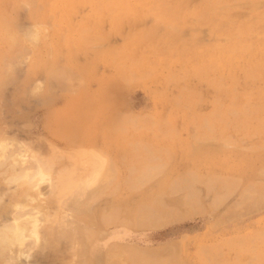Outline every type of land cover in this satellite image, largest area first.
Segmentation results:
<instances>
[{"label":"rangeland","instance_id":"rangeland-1","mask_svg":"<svg viewBox=\"0 0 264 264\" xmlns=\"http://www.w3.org/2000/svg\"><path fill=\"white\" fill-rule=\"evenodd\" d=\"M0 164V264H264V0H0Z\"/></svg>","mask_w":264,"mask_h":264},{"label":"bare ground","instance_id":"bare-ground-1","mask_svg":"<svg viewBox=\"0 0 264 264\" xmlns=\"http://www.w3.org/2000/svg\"><path fill=\"white\" fill-rule=\"evenodd\" d=\"M127 2H128V0H127ZM248 2H249V1H248ZM261 3H263V1H262ZM261 3L258 2V6H259V4H261ZM242 4H243V3H242ZM246 4H247V1H246ZM237 5H238V4H237ZM237 5H236V6H237ZM243 5H244V4H243ZM249 5H250V3H249ZM255 5H257V4L255 3ZM240 6H241V4H240ZM245 6H247V5H245ZM231 7H232V6H231ZM247 7H248V6H247ZM257 8H258V7H257ZM242 16H243V15H242ZM161 24H162V23H161ZM177 30H178V29H177ZM16 57H17V56H16ZM12 59H13V58H12ZM18 59H19V58H18ZM13 60H14V59H13ZM13 60H12V61H13ZM3 63H4V62H3ZM3 65H4V64H3ZM11 65H12V64H11ZM6 66H7V65H6ZM11 67H12V66H11ZM16 67H17V65H16ZM4 70H5V69H4ZM244 112H245V111H244ZM254 112H255V110L253 109V113H254ZM251 113H252V112H248V115H251ZM253 113H252V114H253ZM10 153H11V152H10ZM7 156L10 157V156H13V155H12V154H11V155L8 154ZM10 158H11V157H10ZM7 160H8V159H7ZM38 162H39V161H38ZM18 164H19V163H18ZM0 165H1V164H0ZM3 165H4V164H3ZM3 165H1L0 167H2ZM41 165H44V164H41ZM8 166H10V165H8ZM145 166H148V165H145ZM20 167H21V166H20ZM12 168H13V167H12ZM21 168H22V167H21ZM26 168H28V167H26ZM41 168H42V166H41ZM145 168H146V167H145ZM145 168H144V169H145ZM149 168H150V167H149ZM14 169H15V167H14ZM23 169L25 170V168H23ZM28 169H29V168H28ZM144 169H143V170H144ZM146 169H147V168H146ZM11 170H12V169H11ZM20 170H22V169H20ZM13 171L15 172V170H13ZM13 171H12V172H13ZM40 171H41V170H40ZM16 172H17V171H16ZM19 172H20V171H19ZM26 172H27V171H26ZM29 172H30V171H29ZM144 172L146 173V171H144ZM21 173H22V172H21ZM31 173H32V171H31ZM133 173H134V172H133ZM147 173L150 174L148 171H147ZM12 174H13V173H12ZM22 174H24V172H23ZM142 174H144V173H142ZM142 174H141V175H142ZM148 174H146V175H148ZM20 175H21V174H20ZM25 175H26V174H25ZM28 175H29V174H28ZM34 175H35V174H34ZM151 175H152V174H151ZM30 176H31V175H30ZM37 176H38V175H37ZM144 176H145V174H144ZM144 176L142 175V179H144V178H143ZM17 177H18V176H17ZM21 177H22V176H21ZM21 177H20V178H21ZM23 177H24V176H23ZM11 178H12V177H11ZM11 178H10V179H11ZM30 178H31V177H30ZM36 178H37V177H36ZM36 178H35V179H36ZM139 178H140V175L138 176V179H139ZM10 179H9V180H10ZM13 179H15V178H13ZM25 179H26V178H25ZM31 179H32V178H31ZM132 179H133V178H132ZM138 179H137V177H136V180H138ZM20 180H21V179H20ZM133 180H134V179H133ZM4 181H5V180H4ZM7 181H8V180H7ZM33 181H34V180H33ZM134 181H135V180H134ZM136 182H138V181H136ZM7 183H8V182H7ZM11 183H12V182H11ZM14 183H15V182H14ZM26 183H27V182H26ZM30 183H31V182H30ZM30 183H29V184H30ZM32 183H33V182H32ZM177 183H178V182H177ZM5 184H6V183H5ZM66 184H67V183H66ZM175 185H176V184H175ZM30 186H31V185H30ZM65 186H66V185H65ZM65 186H63V188H64ZM178 186H179V185H178ZM226 186H227V184H226ZM67 187H68V186H67ZM65 188H66V187H65ZM65 188H64V189H65ZM171 190H173V188H172ZM173 192H174V191H173ZM69 193H70V192H69ZM76 193H77V192H76ZM54 195H55V194H54ZM75 195H76V194H75ZM219 196H220V195H219ZM56 197H57V196H55V198H56ZM58 197H59V196H58ZM58 197H57V198H58ZM223 197H224V196H223ZM245 197H246V196H245ZM61 198H62V197H61ZM77 198H78V197H77ZM160 198H161V197H160ZM218 198H219V197H218ZM220 199H221V198H220ZM256 199H257V198H256ZM161 200H162V199H161ZM218 200H219V199H218ZM29 202H30V201H29ZM52 203H53V202H52ZM153 203H154V202H153ZM156 203H157V202L155 201V204H156ZM146 206H147V205H146ZM162 206H163V205H162ZM162 206H161V207H162ZM251 206H252V205H251ZM76 207H77V206H76ZM233 207H234V206H233ZM233 207H232V208H233ZM80 208H81V207H80ZM145 208H146V207L143 208V206H141V210H145ZM241 208H242V207H241ZM150 209H151V208L148 206V208H147L146 210H150ZM73 210H74V209H73ZM75 210H77V209H75ZM151 210H157V209H155V207L153 206ZM246 211H247V210H246ZM20 212H21V211H20ZM152 212H153V211H152ZM154 212H155V211H154ZM139 213H140V212H139ZM143 213H144V211H143ZM18 215H19V214H18ZM139 216H140V214H139ZM142 216H143V215H142ZM147 216H149V215H147ZM151 216H153V214H152ZM19 218H20V217H19ZM137 218H138V217H137ZM151 218H152V217H150V218H149V217H146V218L144 217V218L139 219V220L137 219L136 221H137V223L141 224L142 226L145 225V224H146V225H156V224L166 223L167 220H164V219H165V218H168V219H169V216H168V217H160V218H157V219H154V220L151 219ZM15 219H16V218H15ZM20 219H21V218H20ZM162 220H164V221H162ZM19 222H20V221H19ZM76 222H77V221H76ZM120 222L122 223L123 220H120ZM27 223H28V222H27ZM27 223H26V224H27ZM113 223H114V222H113ZM109 224H110V223H109ZM14 225H15V224H14ZM73 225H74V224H73ZM16 226H17V225H16ZM22 226H23V225H20V228H19L18 230H20ZM70 226H71V225H70ZM66 227H67V226H66ZM76 227H77V225H76ZM10 228H11V227H10ZM10 228H9V230H11ZM17 228H18V227H17ZM23 228H24V227H23ZM68 228H69V227H68ZM50 229H51V228H50ZM77 229H78V228H76V230H77ZM154 229H155V228H154ZM9 230H8V229H7V230H4V229H3V231L1 230V232H0V248H1L2 250H4L5 246L9 245L10 243H11V244H14L13 242H14L15 240H17V237H16L17 234H16V233H15V234L13 233V234L15 235V238H16L15 240H13V238H12L13 235H12L11 231H9ZM12 230H13V232L16 231L15 226H14V228H12ZM23 230H24V229H23ZM53 230H54V229H53ZM67 230H68V229H67ZM65 231H66V230H65ZM73 231H74V233H75V230H73ZM18 232H19V231H17V233H18ZM28 232H29V231H28ZM37 232H38V231H37ZM48 232L50 233L49 228H48ZM22 233H23V232H22ZM24 233H25V232H24ZM42 233H43V232H42ZM42 233H41V234H42ZM52 233H53V231H52ZM57 233H58V232H57ZM60 233H61V232H60ZM60 233H59V235H60ZM66 233H68V232H66ZM41 234H40V235H41ZM55 234H56V233H55ZM20 235H23V234L20 233ZM20 235H19V237H20ZM49 235H50V234H49ZM63 235H64V233H63ZM66 235H67V234H66ZM73 235H74V234H73ZM25 236H26V235H25ZM27 236H28V235H27ZM68 236H69V235H68ZM13 237H14V236H13ZM19 237H18V239H19ZM22 237L24 238V236H22ZM70 237H71V236H70ZM91 237H92V236H91ZM25 238H26V237H25ZM53 238H54V237H53ZM53 238L51 237L52 240H53ZM60 238H61V237H60ZM64 238H65V237H64ZM64 238H62V239L64 240ZM73 238H74V237H73ZM20 239L23 240L21 237H20ZM12 240H13V242H12ZM21 240H18V241L21 243ZM24 240H25V239H24ZM54 240H55V239H54ZM56 240H57V239H56ZM49 241H50V240H49ZM67 241H68V240H67ZM70 241H71V240H70ZM70 241H69V242H70ZM19 242H18V244H19ZM44 242H45V240H44ZM8 243H9V244H8ZM50 243H52V242H50ZM75 244H76V243H75ZM3 245H4V246H3ZM44 245H45V244H44ZM51 245H53V244H51ZM71 245H72V244H71ZM2 246H3V247H2ZM9 246H10V247H9ZM9 246H8V247L11 248V245H9ZM12 246H13V245H12ZM18 246H19V245H18ZM54 246H55V245H54ZM57 246H58V245H57ZM67 247H68V246H67ZM77 247H78V246H77ZM13 248H14V247H13ZM1 249H0V253H2L1 255L3 256L4 254H3V252H2ZM77 249H78V248H77ZM113 249H114V248H113ZM5 250H7V248H5ZM8 250H9V249H8ZM8 250H7V251H8ZM11 250H12V249H11ZM4 253H5V252H4ZM6 253H7V252H6ZM6 253H5V254H6ZM9 253H10V252H9ZM74 254H75V253H74ZM1 255H0V257H2ZM9 255H10V254H9ZM70 255H71V254H70ZM75 255H76V254H75ZM5 256L8 257L7 255H5ZM72 256H73V255H72ZM3 258H4V257H3ZM143 258H144V257H143ZM141 259H142V258H141ZM4 260H5V259H4ZM139 260H140V258H139ZM142 260H143V259H142ZM7 261H8V260H7ZM112 261H113V260H112ZM146 261H147V260H146ZM154 263H157V262H154ZM5 264H6V263H5Z\"/></svg>","mask_w":264,"mask_h":264},{"label":"crops","instance_id":"crops-1","mask_svg":"<svg viewBox=\"0 0 264 264\" xmlns=\"http://www.w3.org/2000/svg\"><path fill=\"white\" fill-rule=\"evenodd\" d=\"M118 204V203H117ZM145 204V203H144ZM110 205V204H109ZM109 207H114L115 208V204H113L112 206L110 205V206H107V209L106 210H108V208ZM111 208V209H112ZM113 208V209H114ZM110 209V210H111ZM101 213V215L100 216H103V215H108V213H110V212H108L107 211V214H105L106 212L105 211H103V212H100ZM119 220H123V222H136L137 223V221L135 220V218H134V215H133V213H130V212H125L124 213V215H122V216H119L118 217V221ZM103 235L104 236H106V239L104 238V239H102L103 240V243H105V244H107V243H109L110 241H112V240H114V239H119L121 236H122V233H121V231H118V230H115L114 232H112L111 234H108V233H106L105 231L103 232Z\"/></svg>","mask_w":264,"mask_h":264}]
</instances>
